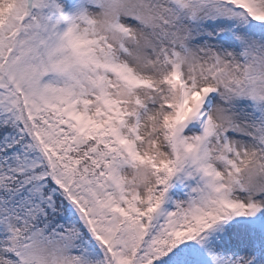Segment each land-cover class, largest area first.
<instances>
[{
  "label": "snow or ice",
  "instance_id": "6c2138e0",
  "mask_svg": "<svg viewBox=\"0 0 264 264\" xmlns=\"http://www.w3.org/2000/svg\"><path fill=\"white\" fill-rule=\"evenodd\" d=\"M0 264H264V0H0Z\"/></svg>",
  "mask_w": 264,
  "mask_h": 264
}]
</instances>
